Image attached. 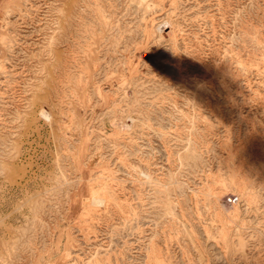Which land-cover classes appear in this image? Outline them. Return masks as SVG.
Masks as SVG:
<instances>
[{
  "label": "rangeland",
  "instance_id": "obj_1",
  "mask_svg": "<svg viewBox=\"0 0 264 264\" xmlns=\"http://www.w3.org/2000/svg\"><path fill=\"white\" fill-rule=\"evenodd\" d=\"M0 264H264V0H0Z\"/></svg>",
  "mask_w": 264,
  "mask_h": 264
},
{
  "label": "bare ground",
  "instance_id": "obj_2",
  "mask_svg": "<svg viewBox=\"0 0 264 264\" xmlns=\"http://www.w3.org/2000/svg\"><path fill=\"white\" fill-rule=\"evenodd\" d=\"M98 201H99V200H98ZM98 201H97V202H98Z\"/></svg>",
  "mask_w": 264,
  "mask_h": 264
}]
</instances>
